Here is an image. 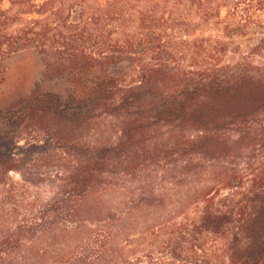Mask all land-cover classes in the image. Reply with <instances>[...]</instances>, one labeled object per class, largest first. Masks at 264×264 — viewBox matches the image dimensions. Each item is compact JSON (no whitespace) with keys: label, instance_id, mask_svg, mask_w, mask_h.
I'll return each instance as SVG.
<instances>
[{"label":"trees","instance_id":"trees-1","mask_svg":"<svg viewBox=\"0 0 264 264\" xmlns=\"http://www.w3.org/2000/svg\"><path fill=\"white\" fill-rule=\"evenodd\" d=\"M9 3L0 8V87L7 61L33 48L54 61L53 77H69L76 106L92 117L127 118L116 135L92 139L88 153L78 139L73 199L65 205L74 226L52 230L50 252L30 247L23 264H264V66L226 63L229 44L205 36L210 26L229 43L230 35L261 33L264 0ZM120 56L136 58L130 76L113 73ZM135 72L137 84H129ZM42 100L54 106L59 98ZM11 119L21 127L34 118ZM150 151L170 162L177 189L190 182L198 190L173 211L165 212L163 201L141 200L130 214H111L104 197L115 190L114 172L125 166L134 173ZM11 171L0 172V193ZM150 218L159 226L134 240L130 233ZM4 225L0 218V264L8 254L16 261L35 235L24 224L2 234Z\"/></svg>","mask_w":264,"mask_h":264},{"label":"rangeland","instance_id":"rangeland-1","mask_svg":"<svg viewBox=\"0 0 264 264\" xmlns=\"http://www.w3.org/2000/svg\"><path fill=\"white\" fill-rule=\"evenodd\" d=\"M10 1L12 0H2L0 8L10 9ZM44 1L46 0H35V3ZM220 16L221 19L226 17L224 9ZM205 36L220 38L229 44L224 60L226 63L240 65L248 62L254 66H264V54L259 49L263 47L264 29L259 34L251 32L247 37L230 35V38H234V43H229L223 32L213 26L205 30ZM168 61L163 58L161 64H168ZM135 62L136 58L133 56H120L112 66V71L118 76H130L131 69L136 66ZM146 63L151 64L153 61L147 60ZM53 67L52 59L39 55L33 48H26L7 61L5 83L0 87V172L3 173L9 167L16 170L5 175L1 186L0 218L5 223L1 233L7 234L23 224L27 230L35 233L24 241L19 253L22 255L18 254L16 261L9 259L11 254H8L1 264L28 262L25 252L30 247L50 252V248L54 247L50 235L52 230L70 231L73 228L74 223L68 218L65 205L73 199L69 181L77 166L79 154L75 149L76 146L78 148V139L82 144L79 148L84 145L83 149L88 153L92 139L116 135L115 126L118 127V123L127 119L92 117L87 109L76 106L69 98V77H53ZM133 76L129 84H137V73ZM47 95L57 96L59 101L51 100L52 106L47 105L48 100H42L45 103L42 105L41 96ZM10 118L34 119L16 127L12 125L13 119ZM73 122H76L77 130L72 129ZM60 123L63 129L61 138L57 136L61 132L57 129ZM145 155L139 156V165L137 164L134 173H128L125 166H119L114 172L115 190L104 197L111 214H130L132 206L141 200L163 201L165 212L173 211L177 208V203L198 190L197 186L190 185V182L184 184L183 181V187L176 188V174L169 172L170 162L163 154L159 160H156L151 151ZM108 175L110 174L105 171L104 178ZM6 191L10 194L9 200H6ZM152 226L159 225L150 218L143 225L139 224L135 233L130 234L134 240H140L139 232ZM43 233L46 235H42ZM86 246V240L82 239L78 247L85 250ZM141 252L144 249L139 254H143Z\"/></svg>","mask_w":264,"mask_h":264}]
</instances>
